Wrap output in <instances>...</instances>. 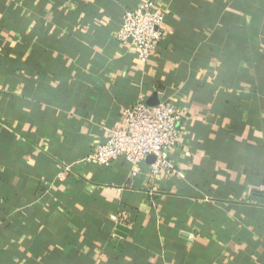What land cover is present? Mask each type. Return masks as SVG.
I'll list each match as a JSON object with an SVG mask.
<instances>
[{
	"label": "crops",
	"instance_id": "1",
	"mask_svg": "<svg viewBox=\"0 0 264 264\" xmlns=\"http://www.w3.org/2000/svg\"><path fill=\"white\" fill-rule=\"evenodd\" d=\"M139 1L0 0V264H264V0H152L146 63L113 37ZM164 99L183 177L82 162Z\"/></svg>",
	"mask_w": 264,
	"mask_h": 264
},
{
	"label": "built area",
	"instance_id": "2",
	"mask_svg": "<svg viewBox=\"0 0 264 264\" xmlns=\"http://www.w3.org/2000/svg\"><path fill=\"white\" fill-rule=\"evenodd\" d=\"M163 23V13L152 0H140L124 11L113 37L119 44L133 48L137 59L146 63L165 38ZM183 119L182 109L167 99L153 105L136 101L123 108L120 122L102 127L103 141L92 147L82 162L107 166L123 157L134 176L141 171L143 161L152 156L147 171L151 181L161 175L181 178L183 173L171 153L184 142Z\"/></svg>",
	"mask_w": 264,
	"mask_h": 264
},
{
	"label": "water",
	"instance_id": "3",
	"mask_svg": "<svg viewBox=\"0 0 264 264\" xmlns=\"http://www.w3.org/2000/svg\"><path fill=\"white\" fill-rule=\"evenodd\" d=\"M155 102H152V101H148L147 102V104H149V105H153ZM147 160H149L150 162L153 160V157L152 156H149L148 158H147Z\"/></svg>",
	"mask_w": 264,
	"mask_h": 264
}]
</instances>
